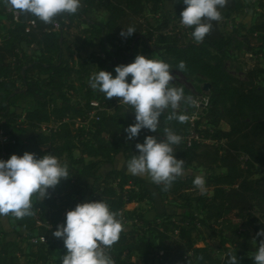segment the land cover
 Listing matches in <instances>:
<instances>
[{"label": "trees", "instance_id": "trees-1", "mask_svg": "<svg viewBox=\"0 0 264 264\" xmlns=\"http://www.w3.org/2000/svg\"><path fill=\"white\" fill-rule=\"evenodd\" d=\"M161 1L81 0L82 7L75 14H59L48 24L27 13L16 11L14 15L13 9L6 14L9 26L3 44H0V125L6 127L5 133L14 142L0 145V158L7 159L12 153L22 154L25 150L37 157L52 152L58 159L68 160L75 166L70 169L69 177L47 189L45 198L39 200L36 197L33 215L17 219L8 214L15 237L0 243V264H23L16 262L15 254L22 253L24 242L28 249L23 255L28 263L61 264V256L66 249L62 238L54 237L52 231L57 224L64 222L62 213L66 207H73L72 198L82 199L79 179L84 177L96 183L99 179L96 173L102 164L113 163L117 156L124 160L131 158L138 152L135 144L143 142L145 135L162 139L165 128L172 129L181 137L187 134L190 107L183 102L182 107L175 111L189 117L185 122L167 120L172 110L165 109L157 131L142 128L136 137L126 139L124 129L135 122L134 110H124L113 98L105 99L103 93L93 90L88 84L89 76L97 72L98 67L115 75V65L127 64L134 59L136 40L142 37L150 40L153 36L144 17L145 10L148 8L154 13ZM256 1L258 8L264 10V0ZM184 7L183 0H172L169 14L158 27L167 30L173 21L174 26L167 30L169 34L160 33L154 42H144L141 52L164 60L184 76L200 75L206 79L204 83L209 84L206 119L212 126L199 131L210 142L186 146L181 139L180 144L174 146V154L184 160V166L193 164L221 171L204 177L206 190L201 194L192 183L194 176L177 177L167 190L153 183L151 190L142 177L112 167L102 179L101 197L111 210L119 213V218L133 219L137 216L144 227L141 233L122 230L118 241L108 249L114 264H128L125 257L131 255L138 261L135 264H169V258L184 264H227L229 254L236 256L237 264H253L252 257L228 250L223 237L213 244L208 239L215 237L216 232L236 234L250 227L255 219L248 213L255 205L264 212V181L254 177L256 166H264V88L257 83L264 74V68L253 66L242 79L230 74L224 66L227 48L232 44H238V49L242 44L253 54L264 57V22H254L245 28L243 34L233 29L225 35L220 30L219 21L240 13L244 7L243 0H227L220 9L221 19L213 21L210 32L197 43L192 39L191 27L174 31L180 24L179 14ZM93 11H104L105 20L88 19L87 14ZM54 22L58 24L57 30L53 28ZM129 25L136 31L122 38L121 28ZM95 45L99 46L100 52L91 51L86 58L80 59L78 53L82 47ZM24 47L37 51L38 57L24 58L25 63L10 66L7 61L17 60ZM180 61L185 63L184 71L176 67ZM19 85L23 92H18ZM184 93L190 94L185 89ZM28 98L33 105L25 108L22 116L10 110ZM93 99L113 112L98 111L99 119H91L94 127L91 132L81 123L87 119ZM184 107L185 110L182 109ZM221 122L228 128H220ZM49 123L53 125L47 132L39 131L27 142H20V134ZM106 129L111 130L109 138L102 140L100 135ZM74 150L78 152L77 157L73 156ZM84 157L91 159L85 161ZM153 192L160 197L169 196L184 202L180 222L171 221V216L165 214L148 217L136 214L135 210L124 209L131 202L154 201ZM192 205L198 213L194 212ZM160 217H164V222L156 223L155 219ZM186 220V224H182ZM195 224L210 230L207 238L200 239L202 245L196 244L192 238ZM18 227L25 234L19 233ZM261 228L264 224L259 223L253 229ZM169 232H176L173 248L160 245L168 238ZM153 237L158 238L157 244ZM39 238L44 241H32ZM214 243L221 248L222 257L211 255ZM58 248L61 249L59 252Z\"/></svg>", "mask_w": 264, "mask_h": 264}, {"label": "clouds", "instance_id": "clouds-1", "mask_svg": "<svg viewBox=\"0 0 264 264\" xmlns=\"http://www.w3.org/2000/svg\"><path fill=\"white\" fill-rule=\"evenodd\" d=\"M14 11L27 13L45 24L52 23L59 14L72 15L81 6V0H7ZM180 24L191 27L192 39L199 43L210 32L213 21L221 19V12L227 0H183ZM131 25L122 27L120 35L126 38L135 32ZM176 67L185 70L180 61ZM89 76L88 84L93 90L104 94L105 99L118 97L134 110V123L125 129L126 139L136 137L142 128L157 131L160 117L165 109H171L167 120L185 122L189 117L177 113L182 99L196 106L192 97H184L182 87L173 86L169 63L151 55L136 54L127 64L114 66L112 71L98 67ZM182 137L170 128L164 129L162 139L145 135L143 142H137V153L123 162L127 173L147 176L151 182L167 190L172 182L184 174V160L174 154V146ZM70 170L52 152L37 157L25 150L22 154L12 153L7 159L0 158V216L11 214L17 219L33 215V194L39 200L45 198L47 189L54 187L63 178L69 177ZM193 185L202 194L206 190L205 178L195 175ZM49 227H51L49 225ZM123 230L119 213L110 209L104 198L77 202L65 213L62 224H57L52 235L62 238L65 253L61 264H114L108 249L118 241ZM260 237L252 255L253 264H264V228L258 229ZM227 264H237L235 255L229 254Z\"/></svg>", "mask_w": 264, "mask_h": 264}, {"label": "rangeland", "instance_id": "rangeland-1", "mask_svg": "<svg viewBox=\"0 0 264 264\" xmlns=\"http://www.w3.org/2000/svg\"><path fill=\"white\" fill-rule=\"evenodd\" d=\"M243 3H244V7L240 13L232 15L228 19H223L219 21L220 30L225 35L229 34L233 29H238L239 33L243 34L245 31V28H248L254 22H260V21L264 22V10H262L261 8H258V3L256 0H243ZM171 6H172V0H162L160 5L158 6L157 11H155L154 13L149 12L148 8H146L144 17L148 21V26L149 28H151L153 36L150 40H147L145 37L137 39L135 42V47H136L135 54H142L141 50H142V46L144 42H150V43L154 42L155 40H157L156 37L160 33L164 35L169 34L167 30L170 29V26H174L175 24L174 21L169 24V27L167 28V30L159 29L158 26L162 23L163 18L169 14ZM81 7H82V2H81L80 8ZM11 9L12 8L8 4L7 0H0V44H3L4 39L6 38V28L9 26V22L5 19V16L11 11ZM87 17L90 20L104 21L106 18V13L104 11H93V12H89L87 14ZM241 26H243L244 28H241ZM185 28H186L185 26L178 24L176 25V29L174 31H177V30L181 31V30H184ZM64 36L66 35L64 34ZM237 45L232 44L227 48V56L224 60L225 62L224 66L230 74L243 79L245 78V73L249 68H252L253 66H256V65L264 68V57L263 56H257L256 54H253L251 51H248L245 48V46L242 44L239 45V49H238ZM91 51L97 52V53L100 52L99 46L98 45H95L92 47L84 46L79 51L78 55L80 56V59H84L88 56V54ZM63 55L65 57L67 56V52L65 50L63 51ZM36 57H38L37 51H33L28 47L26 49V47H24V49L20 50L19 57L17 58V60L9 59L7 63H9L10 66H13L14 64H18L19 62L25 63L27 59H33ZM24 58H26V60H24ZM170 71L172 72V75H173V79L170 81V84H172L173 86L182 87L185 90L190 92V94L184 93L185 98L192 97L194 100V98H197L202 93H207V91L203 89L200 91V89L203 88L205 84L204 81L206 79L204 77L200 75L184 76L180 72L172 68H170ZM257 83L259 86H262L264 88V74H262L257 79ZM18 92H23V88L20 85L18 86ZM112 98L115 100V102L118 105H121L124 108V110L130 109L128 105L121 103V102L118 103V100L120 98L118 97H112ZM74 100L75 98L73 99V102ZM30 101H31L30 98H28L25 103H22V104L18 103L17 106L11 107L10 110L14 111L20 117L22 116L25 108L33 105V102H30ZM183 102H185L184 99L181 100L177 109L182 107ZM186 104L188 106V103ZM102 107H103L102 110H105L107 113L113 112L112 109H109L107 107L105 108V105L104 106L102 105ZM189 107H191L190 104H189ZM182 109L185 110V107ZM0 123H1V120H0ZM92 123L93 121L87 116V119L83 121L81 124L85 126L87 130L90 129V131L92 132V130H94V127H92ZM52 125H53L52 123L42 124L39 129L27 130L23 134L19 135V140L21 143L27 142V140L29 138H33V136L37 132L39 131L47 132L49 127H51ZM211 126H212L211 121L209 119L207 120L206 118H204L203 123L199 125L201 129L210 128ZM219 127L223 129L228 128L227 125L223 122L219 124ZM0 128L5 130L6 127L5 126L2 127V125H0ZM110 132L111 130L109 129L108 130L106 129L105 131H103L100 135V139L102 140L108 139ZM41 147L43 148V146ZM17 154H21V153L18 152ZM73 156L75 157L78 156L77 150L73 151ZM59 159L62 162L67 163L69 170L75 166L68 160H65L62 158H59ZM90 159H91L90 157H84L85 161H89ZM124 161L126 160H124L122 156H117L115 160L113 161V163L102 164L96 173V176H98L99 179L94 184L92 183L91 180L84 179V177L80 178L79 182L81 183L82 199H80L78 202L102 199L100 195V190L102 188V179L112 167H116L117 169L120 168L122 171L126 172L125 167L123 165ZM184 169H185V172L182 176H195L198 174H202L205 177L209 173H218L221 171V169H218V168H204V167H199L193 164L184 166ZM254 177L260 178L262 181H264V166L263 165L256 166ZM142 178L146 180L147 187L153 190V186H152L153 182H151V180L147 178V176H143ZM115 189L118 190L117 187H115ZM153 193H154V201H151L149 199H144L140 202H131V203L126 204L124 209L129 210V211L135 210L136 214L140 213L148 217H154L156 216V214L157 215L165 214V215L171 216V219H170L171 221H174L175 223L180 222L181 217H182L181 212L185 209V207L182 205L184 202L181 200L175 201L171 199V197L169 196L160 197L155 192ZM36 197H38V195L33 194L32 203L34 206H35ZM191 208L194 209L195 213H198V210H196L193 205ZM248 214L249 216L254 217L255 219L250 227L243 228L236 234H231L228 232H223L222 234H220L216 232L215 237H212V238L209 237L208 241L211 244H213V242L218 241L217 239H220L221 237H223L225 239V242H226L225 245L228 250H235L243 254L244 256L252 257L255 246L256 244H258L259 239H260V237L256 236L257 231H255L253 228L255 226H258L259 223L264 224V212L257 205H255ZM122 217L124 218V220L120 218L119 219L121 220L124 230H135L136 232L141 233L142 229H144L143 224L138 220L137 216H134L133 219H129L124 216ZM163 220H164V217H160V218L155 219V222L156 223L164 222ZM186 222L187 220L184 221V223L182 224L185 225ZM186 226L190 227L191 225H186ZM18 232L21 234H25L23 231H18ZM209 232L210 230L205 228L204 226L195 224L194 229L192 231V238L196 244L202 245L201 243L202 240L200 239L202 237L207 238L209 236ZM154 235L155 234L152 233V236ZM14 237L15 236L12 231L11 217L9 215L0 216V243L6 240H12L14 239ZM175 238H176V232H169L168 238L160 242V245L173 248L174 246L173 240H175ZM153 240L156 244L158 243L157 237H153ZM43 241L44 240L42 239V242ZM22 247H23L22 253L15 254L16 262H20L23 264H30L26 261L27 257L23 255L24 253L26 254L27 252V249H28L27 243L24 242L22 244ZM216 248H219V247H217L214 243V245L210 249L211 255L215 257H222L223 253L221 252V248L219 249H216ZM60 250L61 249L58 248L57 252H59ZM125 259H126V262H128V264H135V262L136 263L138 262L135 259L134 255L126 256ZM168 262H170L169 264H184L185 263V262L182 263L181 261H178V260L173 261L171 258L168 259Z\"/></svg>", "mask_w": 264, "mask_h": 264}, {"label": "built area", "instance_id": "built-area-1", "mask_svg": "<svg viewBox=\"0 0 264 264\" xmlns=\"http://www.w3.org/2000/svg\"><path fill=\"white\" fill-rule=\"evenodd\" d=\"M14 15H16V11L13 12ZM58 27V24L56 22L53 23V28L56 29ZM194 100L196 101V106H192L190 107V126H189V130L187 132V134L185 136L182 137V140L184 142V144L186 146H190L193 143H209L210 141L205 139L203 133L199 130H201V128L199 127V125L201 123H203V119L206 118V114L209 108V97L207 95V93H202L200 96H198L197 98H194ZM123 103V102H121ZM90 106H91V110L89 111V113L87 114V116L90 119H95L98 120L99 116H98V111H101L103 109L102 105L95 99L90 101ZM196 122H199L200 124L195 126ZM203 126V125H202ZM205 129V128H204ZM7 142H14V140L10 139L9 134H6L5 131L0 128V145H3ZM72 207L68 206L65 208L64 212L62 213L65 216V213L68 209H70ZM120 219L124 220V218L121 216ZM33 242L36 241H42V239H32Z\"/></svg>", "mask_w": 264, "mask_h": 264}, {"label": "crops", "instance_id": "crops-1", "mask_svg": "<svg viewBox=\"0 0 264 264\" xmlns=\"http://www.w3.org/2000/svg\"><path fill=\"white\" fill-rule=\"evenodd\" d=\"M116 168V167H115ZM79 201V199H78V197H73L72 198V200H71V204H72V206L74 207L75 206V204L77 203ZM16 230H18V231H23L24 232V230L22 229V228H16Z\"/></svg>", "mask_w": 264, "mask_h": 264}, {"label": "water", "instance_id": "water-1", "mask_svg": "<svg viewBox=\"0 0 264 264\" xmlns=\"http://www.w3.org/2000/svg\"><path fill=\"white\" fill-rule=\"evenodd\" d=\"M209 88V84L208 83H205L204 86H203V90L207 91Z\"/></svg>", "mask_w": 264, "mask_h": 264}]
</instances>
